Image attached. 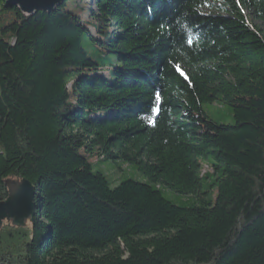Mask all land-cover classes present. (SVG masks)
I'll return each instance as SVG.
<instances>
[{
	"label": "trees",
	"instance_id": "16d2710c",
	"mask_svg": "<svg viewBox=\"0 0 264 264\" xmlns=\"http://www.w3.org/2000/svg\"><path fill=\"white\" fill-rule=\"evenodd\" d=\"M5 1L0 202L26 180L37 210L0 230V264H264V30L243 13L264 24V0ZM97 160L147 181L111 188Z\"/></svg>",
	"mask_w": 264,
	"mask_h": 264
},
{
	"label": "water",
	"instance_id": "95a60500",
	"mask_svg": "<svg viewBox=\"0 0 264 264\" xmlns=\"http://www.w3.org/2000/svg\"><path fill=\"white\" fill-rule=\"evenodd\" d=\"M65 0H6L5 8H17L25 16L37 12L52 13ZM7 198L0 202V230L3 224L13 228H25L33 225L36 217V190L32 183L26 180L7 179L4 181Z\"/></svg>",
	"mask_w": 264,
	"mask_h": 264
},
{
	"label": "rangeland",
	"instance_id": "374dc122",
	"mask_svg": "<svg viewBox=\"0 0 264 264\" xmlns=\"http://www.w3.org/2000/svg\"><path fill=\"white\" fill-rule=\"evenodd\" d=\"M237 3L238 0H217L212 4L211 7H207L204 9L206 14H214V15H229L231 12L230 4ZM93 7L94 3L93 0L90 3ZM245 17L247 18L250 26L257 25L258 27L264 30V24L255 21L250 13L247 11H243ZM203 111L208 119L212 120L213 122L221 125H234L235 121L232 116L231 110L229 107L225 105L219 104H211V105H204ZM94 171L101 172L111 181V188H115L124 180L132 179L138 182H146L147 179L138 173L135 170V166H128L123 162H99V160L94 162ZM163 196L169 200L170 202L181 205V197L174 194L170 191H163ZM7 224V223H5ZM3 224V226L5 225ZM10 225V224H8ZM29 225V224H28ZM27 225V226H28Z\"/></svg>",
	"mask_w": 264,
	"mask_h": 264
}]
</instances>
